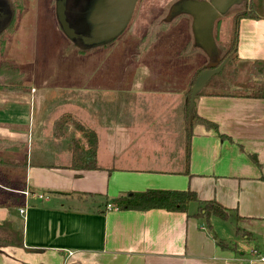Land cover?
<instances>
[{
    "label": "crops",
    "instance_id": "obj_1",
    "mask_svg": "<svg viewBox=\"0 0 264 264\" xmlns=\"http://www.w3.org/2000/svg\"><path fill=\"white\" fill-rule=\"evenodd\" d=\"M236 59L256 70L250 73L256 82H247L252 91H212L241 86L224 81L202 88L192 108L217 130L191 125L188 160L184 110L189 83L165 99L144 97L127 86L134 82H126L120 87V115L109 110L100 127L104 109L97 108L98 98L111 92L114 68L67 69L93 73L101 81L72 77L60 88L67 91L55 98L61 113L47 120L43 131L59 153L46 163L27 152L21 164L24 177L15 179L24 184L11 192L24 204L12 213L0 206V223L10 221L15 230L22 229L23 248L0 245V264H248L253 249L264 254V15L240 20ZM18 69L22 87L28 88ZM29 91L20 97L32 107L36 91ZM20 106L15 103L13 112ZM51 109L55 112L57 106ZM64 114L95 132V167L71 169L68 140L52 137L54 121ZM26 189L35 195H23ZM146 190H191L201 202L214 201L227 209L231 218L224 222L232 223L234 232L213 234V227L203 224L205 218L195 216L197 203L187 213L119 210L109 203ZM5 198L1 195L0 202ZM236 229L244 235L237 236ZM217 241L235 245V250L221 249Z\"/></svg>",
    "mask_w": 264,
    "mask_h": 264
},
{
    "label": "rangeland",
    "instance_id": "obj_2",
    "mask_svg": "<svg viewBox=\"0 0 264 264\" xmlns=\"http://www.w3.org/2000/svg\"><path fill=\"white\" fill-rule=\"evenodd\" d=\"M172 1L139 0L129 25L113 44L107 48L80 54L58 27L53 0H16L14 24L2 37L4 45L0 48V61L14 65L12 68H20L25 75L24 85L28 88L6 91L0 85V158L9 164H24L27 152L29 154L32 150L36 160L50 163L49 156L58 155V149L51 148L52 143L43 131L47 120L61 113L59 108H62V105L55 98L58 93L62 95L67 91L63 93L60 88L64 87L68 80L73 81L72 77H78L88 83L101 81L99 78L94 79L93 73H69L67 69L114 68L111 92L103 100L98 98L97 108L104 109L103 115L99 116V124L97 123L100 127L105 125L104 115H107L109 110L114 109V112L120 115L119 106L123 101L121 95L124 93L120 87L126 82H134L127 86L144 92V97L158 96L166 99L181 93L198 72L206 69L209 60L201 50L193 47L191 27L186 17L174 21L167 20ZM252 3L254 14L264 15V0H245L241 7L233 8L215 23L214 37L219 50V64L223 61L225 63L208 83L224 81L235 82L241 86L239 89L224 87L212 91L240 94L252 91L247 82L253 78L250 73L256 70L233 60L232 53L222 61L221 50H229L235 16L246 8L249 9ZM148 34L150 41L147 42ZM104 75L97 74L98 77ZM252 81L256 82L254 78ZM0 82L7 84L8 80L2 78ZM31 88L36 93L32 107H29L27 103L22 104L20 94L24 96ZM16 91L21 92L14 94L16 98L9 96ZM18 101L21 106L13 112V105ZM53 104L54 107L57 106L55 112L51 109ZM63 142L67 143L64 140ZM0 173L1 200V195L6 197L11 194L12 189L18 188L5 181L2 173L5 178H10V181L18 182L16 177H24L25 170L24 167L4 165L0 166ZM10 209L11 213L14 212L13 208ZM195 209L196 204L191 203L189 211ZM202 222L207 229L209 226L213 227V234L219 236L234 232L232 223L217 218H205Z\"/></svg>",
    "mask_w": 264,
    "mask_h": 264
},
{
    "label": "trees",
    "instance_id": "obj_3",
    "mask_svg": "<svg viewBox=\"0 0 264 264\" xmlns=\"http://www.w3.org/2000/svg\"><path fill=\"white\" fill-rule=\"evenodd\" d=\"M12 1V8L14 10V18L10 26L6 31L0 34V48L4 45L2 37L10 30L14 24L15 11H16V0ZM54 1V0H53ZM253 3L246 8L244 11L238 13L234 18V23L232 24V33L229 41L228 52L222 50V61L223 59L232 53L233 60L236 59V48L238 43L239 34V22L243 18L255 17L253 12ZM92 50V49H91ZM89 50L80 51V53L90 52ZM14 65H10L5 61H0V76L5 80H8L7 84H0L4 87L6 91H14L24 89L22 87V74L18 68H12ZM15 67V66H14ZM203 70V69H202ZM201 70V71H202ZM200 71V72H201ZM198 72L192 82L189 84V90L186 93L184 118L186 121V160H188L189 154V141L191 135V125L196 123L202 124L207 129L217 130L216 124L209 122L205 119L198 118L194 112V108L190 109V91L191 87L199 75ZM0 78V79H2ZM1 83V82H0ZM52 137L55 139H66L70 147L72 159H71V169L77 171H82L90 169L91 166L95 167L96 149H97V136L95 132L88 126L82 124L76 118L70 114H64L54 121L52 127ZM12 165L16 167H21V164H9V162L4 161L0 158V166ZM1 174V173H0ZM2 177H4L2 173ZM5 181L12 183L18 188L23 186V181L19 180L10 181L9 178H5ZM110 205L119 210H135V211H148L153 209H162L169 212H180L187 213L188 206L191 203H197L198 208L195 216H202L204 218L217 217L223 221H229L231 218L230 212L217 204L214 201L201 202L196 193L191 190L182 191H170V190H146L144 192L131 193V195L123 196L114 200H111ZM23 199L16 194H11L6 196L4 202H0V206L6 208H20L23 206ZM211 230V227L209 226ZM0 245L14 246L18 248H23V233L22 229H14L10 221H3L0 223ZM237 236H243L244 232L236 229ZM218 247L226 250H235V245L227 244L222 241L216 242Z\"/></svg>",
    "mask_w": 264,
    "mask_h": 264
},
{
    "label": "water",
    "instance_id": "obj_4",
    "mask_svg": "<svg viewBox=\"0 0 264 264\" xmlns=\"http://www.w3.org/2000/svg\"><path fill=\"white\" fill-rule=\"evenodd\" d=\"M245 0H179L175 13L192 18L193 41L209 62L195 79L190 91V108L196 96L225 63L219 64V50L214 37L216 21ZM138 0H54L55 20L60 31L77 50L99 48L118 38L127 28ZM14 18L11 0H0V34Z\"/></svg>",
    "mask_w": 264,
    "mask_h": 264
},
{
    "label": "flooded vegetation",
    "instance_id": "obj_5",
    "mask_svg": "<svg viewBox=\"0 0 264 264\" xmlns=\"http://www.w3.org/2000/svg\"><path fill=\"white\" fill-rule=\"evenodd\" d=\"M179 0H173L172 1V3L170 4V6H169V13H168V18H167V20H170V21H174V19L176 20L177 18H178V20L179 19H181V18H187V20L189 21V25H190V27H191V32H192V18L190 17V16H188L187 14H184V13H175V10L173 9V5L175 4V3H177ZM199 1H205V0H199ZM138 2H139V0H138ZM138 4V3H137ZM133 16V15H132ZM150 34H148V38H146V41L148 42V40L150 41ZM116 40V39H115ZM115 40H113V41H111V42H109V43H106V44H104V45H102V46H100L99 48H93L91 51H95V50H98V49H103V48H107V47H109L111 44H113L114 42H115ZM141 40H142V38H141ZM192 45H193V47L194 48H196V49H199L198 47H196L195 46V44H194V41H193V32H192ZM73 46V45H72ZM200 50V49H199ZM77 51H79V50H77ZM82 51V50H81ZM202 51V50H201ZM203 52V51H202ZM204 53V52H203ZM205 54V53H204ZM203 68H205V65H204V67ZM205 69H203L202 71H204ZM201 71V72H202ZM200 72V73H201ZM199 73V74H200Z\"/></svg>",
    "mask_w": 264,
    "mask_h": 264
},
{
    "label": "built area",
    "instance_id": "obj_6",
    "mask_svg": "<svg viewBox=\"0 0 264 264\" xmlns=\"http://www.w3.org/2000/svg\"><path fill=\"white\" fill-rule=\"evenodd\" d=\"M21 193L25 196H32L35 195L33 192L29 191V189L26 190H22ZM36 197L40 198V199H44L45 197L42 194H38L36 195ZM19 212L21 214L24 213L23 209H19ZM248 264H264V254H262L261 252L253 249L251 251V261Z\"/></svg>",
    "mask_w": 264,
    "mask_h": 264
}]
</instances>
